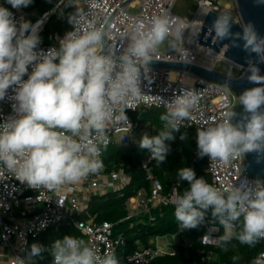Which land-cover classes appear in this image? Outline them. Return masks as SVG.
<instances>
[{
    "label": "clouds",
    "instance_id": "1",
    "mask_svg": "<svg viewBox=\"0 0 264 264\" xmlns=\"http://www.w3.org/2000/svg\"><path fill=\"white\" fill-rule=\"evenodd\" d=\"M5 2L19 10L33 0ZM255 3L264 6V0ZM67 21L73 29L59 39L58 47L45 50L40 47L42 22L23 21L18 26L14 14L0 5V101H12L14 113L0 123V165L32 188L54 190L75 184L102 168L95 141L104 139L109 123L128 120L122 106L140 98L142 69L144 73L149 71L158 46L173 33L181 38V29L174 30L168 16H154L146 25H134L130 32L123 33L127 46L117 58L99 51L107 35L102 28L83 16H69ZM232 26L230 13H222L213 20L208 35L213 44L229 40L232 47H242L249 57L247 79L259 86L239 95L244 115L238 122H233L236 113L232 110L215 126L196 130L198 157L207 156L224 164L247 153L264 155V75L251 59L254 53L264 62V36L252 22L245 23L237 33L232 32ZM201 30L197 26L192 36L198 37ZM159 100L166 108L160 115L163 128L156 136L144 134L139 142L157 165L165 162L170 152L166 142L173 141L183 121L191 119L200 95L185 89L171 100ZM185 138L182 134L181 139ZM177 175L189 185L182 195L173 198L181 232L198 228L211 210L225 228L221 237L224 243L233 236L249 246L264 239V182L245 177L222 191L203 177L197 178L192 168L182 167ZM241 218V230L234 232ZM43 251V246L34 243L28 258L17 257L14 264H29L30 257ZM48 251L52 264H119L114 254L101 257L85 240L72 235L55 240Z\"/></svg>",
    "mask_w": 264,
    "mask_h": 264
},
{
    "label": "built area",
    "instance_id": "2",
    "mask_svg": "<svg viewBox=\"0 0 264 264\" xmlns=\"http://www.w3.org/2000/svg\"><path fill=\"white\" fill-rule=\"evenodd\" d=\"M123 1L59 0L54 9L44 12L35 20L26 17L25 7L19 10L13 9L5 0H0V5L7 7L14 14L18 26L23 21H29L32 24L41 21L39 35L42 38V44L40 47L47 50L58 47L59 39L67 31L73 29V26L67 21L69 16L78 18L83 16L85 21L103 29L114 8ZM195 1L197 8L191 12L192 17L188 18L173 12L176 0H127L117 7L105 27L107 34L105 49L119 57L127 46L123 33L130 32L134 25H146L154 16L166 15L172 21L174 30L175 28L181 29V38L177 39L174 33L170 35L167 50L165 52L156 50L152 59L187 62L211 70H215L213 65L217 60L223 59L229 66V72L224 74L228 75L232 70H237L238 74H231V76H238L245 68L224 55L225 46L220 52L211 51L209 47L192 36V32L197 26L202 27L210 11L219 14L230 13L232 20L242 23L236 0L234 4H227L224 7L220 0ZM64 2L68 3L70 10L59 15L63 28L49 33L47 39H44L42 34L47 20ZM135 6L138 7V10L131 11V8ZM173 44L175 47L172 46ZM101 52L107 54L105 51ZM199 53L206 56L212 63L208 64L199 59ZM172 71L176 72L175 78L171 77ZM142 74L143 86L140 98L132 99L127 105L122 106L128 120L109 123L104 139L95 141L100 148V160L105 148L114 143V135L122 133L119 143L122 146L131 144L128 137L137 125L133 114L144 106L165 108L160 103V97L171 100L185 89L195 90L200 95L199 103L193 109L191 119L183 121L180 131L176 132L177 134L184 128L195 127L198 129L215 126L226 118V113L234 103V96L229 89L183 69L150 66L146 73L142 69ZM11 94L10 89L9 95ZM11 105L12 101L7 98L0 101V123H3L4 118L14 114ZM119 114L120 107H117L116 115ZM194 142L197 153L196 136ZM204 158L206 159L205 170L210 177L207 178L205 175H200V177L219 190L223 191L229 186L239 184L240 180L245 177L249 181L257 180L242 173L240 158L232 160L228 164L209 160L207 156ZM153 160L148 155L140 162V168L146 172L151 186L149 188L141 186L135 195L129 197L126 202L129 213L125 219L134 218L130 223V228H135L137 224L143 223L144 216L148 217V222L154 223L156 217L152 213L153 208L162 204L174 205V196L182 195L187 190L184 189L180 192V181H177L168 194H163V186L152 172L151 163ZM129 181L130 175L124 166L111 169L103 166L98 172L89 174L75 184H66L54 190L43 186L32 188L27 183H21L5 166L0 165V264H14L17 257L28 258L32 244L36 243L42 246L40 240L45 234L56 233L63 226L77 230L80 234L75 237L85 240L94 247L97 255L103 257L107 254H114L119 264H152L153 260L161 256L175 254L176 244L180 241V235L177 233L170 235L172 240H164L167 235L156 236L155 244H144L141 248L137 247L130 251L126 234L122 231L116 232L115 222H95L91 218H82L86 214L94 194L102 195L108 191H114L120 192V195L124 196V187ZM201 225L205 228V232L201 236L202 248H198L197 253L203 260L209 261L215 257V248L221 244L225 228L220 223H212L209 213L206 214L205 221ZM235 228L236 226L233 231ZM135 232L137 234L139 230ZM39 257L40 255L30 257L29 264H37ZM47 264H52L51 256ZM253 264H264V250L257 254Z\"/></svg>",
    "mask_w": 264,
    "mask_h": 264
},
{
    "label": "trees",
    "instance_id": "3",
    "mask_svg": "<svg viewBox=\"0 0 264 264\" xmlns=\"http://www.w3.org/2000/svg\"><path fill=\"white\" fill-rule=\"evenodd\" d=\"M59 0H33V3L25 7V15L32 20L38 19L44 12L54 9ZM70 7L67 2H64L53 13L45 24V29L42 34L44 39H47L49 33L62 29V24L59 19L60 14L69 12ZM241 73H239L240 75ZM166 111L165 108L157 106H144L139 111L133 114V118L137 122L138 127L143 120L155 128L153 136L159 134L162 130L163 124L160 121V115ZM142 118V119H141ZM195 127L184 128L179 134L174 133L175 139L168 141L170 145V152L163 164L157 165L153 160L151 163L152 172L154 176L161 182L163 186V194H168L173 184L180 181L179 191L188 189L187 181L179 179L177 173L182 167L192 168L197 178L200 175H205L209 178L205 170L206 159L199 158L196 153V144L194 137L196 136ZM186 134L185 139H181V135ZM113 144V143H112ZM112 144L107 146L105 150L112 148ZM113 149V148H112ZM109 151V150H108ZM150 155L147 149H141L139 142L130 144L129 146H122V148L114 149L110 154L102 156L103 166L108 169L118 166H124L127 173L130 175L129 183L124 187V196L120 192L108 191L105 194H94L92 200L89 202L86 214L82 218H91L95 222L113 221L120 231L126 233L132 231V238L128 239V249L134 250L137 248L135 242L136 238H147L149 235L165 236L172 234H179L180 241L176 244L175 254H167L157 258L156 262L160 264H253L257 254L264 250V240L260 239L255 245L249 246L241 244L235 236L215 248V257L212 260H203L197 253L198 248H202L201 236L205 232V228L200 225L196 229L184 230L181 232L178 222L174 216L175 206L172 204H162L153 208L152 213L156 220L154 223L149 222L137 224L136 227L130 228V223L134 218L125 219L128 216L129 210L127 208V200L134 196L138 188L146 186L149 188L151 182L147 179L146 172L140 168L141 160ZM102 166V167H103ZM209 216L212 223H219V221L211 215ZM148 218V217H147ZM242 227L241 221L236 222L234 232H239ZM122 229V230H121ZM136 230L139 233L135 234ZM223 234V231H222ZM148 241V240H147ZM147 241L145 243L147 245Z\"/></svg>",
    "mask_w": 264,
    "mask_h": 264
},
{
    "label": "water",
    "instance_id": "4",
    "mask_svg": "<svg viewBox=\"0 0 264 264\" xmlns=\"http://www.w3.org/2000/svg\"><path fill=\"white\" fill-rule=\"evenodd\" d=\"M127 0H124L122 3L117 5L113 12L111 13L110 17L108 18L106 24L103 27V30L105 31V27L108 24L109 20L111 19L112 15L114 14L117 7L125 3ZM239 13L242 19V23L236 22L232 20L233 26H232V32L237 33L241 32L243 26L247 22H252L255 26L257 31L261 36H264V6H258L255 3V0H236ZM220 15L217 12L210 11L207 14V17L201 27V31L199 33V36L195 39L200 41L202 44L209 47V50L220 52L222 48L225 46L224 55L241 65L244 66V71L238 75V76H231V81H228V75L218 72L216 70H211L205 67H200L197 65H193L187 62H177V61H168V60H157L152 59L150 66H157V67H165V68H177V69H183L189 72H192L202 78H205L217 85H220L222 87H225L229 89L233 96H234V103L229 108V111H234L236 113V116L233 119V122H238L242 116L244 115L243 106L238 104V97L241 95L246 89H250L259 85L250 83L247 79V76L249 73H247V59L248 53H246L242 47H232L231 41L224 40V41H218L217 43H212V36L208 35V28L211 26L213 20ZM214 35V33L212 34ZM239 43H243L242 41ZM229 45V47H228ZM100 51H105L107 54L112 55L110 52H108L105 49V40L103 44V49ZM114 57H117L113 55ZM118 58V57H117ZM251 59H253L257 66L260 68V74L264 75V62H260L259 58L256 56V54H252ZM228 82V84L226 83ZM264 108V106H262ZM241 159V168L242 173L245 176H249L252 178H255L257 180H260L264 182V155L258 154L256 152L247 153L244 156L240 157Z\"/></svg>",
    "mask_w": 264,
    "mask_h": 264
},
{
    "label": "rangeland",
    "instance_id": "5",
    "mask_svg": "<svg viewBox=\"0 0 264 264\" xmlns=\"http://www.w3.org/2000/svg\"><path fill=\"white\" fill-rule=\"evenodd\" d=\"M235 0H220L221 5L224 7L227 4H234ZM197 8V2L195 0H176L174 6H173V12L176 13L179 16L182 17H188L191 18L192 14L191 12L194 11ZM138 10V7H132L131 11L135 12ZM168 48V39L161 45L158 46L157 50H160L162 52H165ZM199 59L203 60L204 62L211 64L212 62L206 57L203 56L202 53H199ZM214 69L221 73H227L229 72V66L228 64L223 60H217L215 64L213 65ZM232 75H237V70H232L230 72ZM142 119V118H141ZM153 133H155V128L152 127L149 123L143 120V123H141L138 127L133 129L130 133V136L128 137L132 144H136L140 142L144 134H147L149 137L153 136ZM122 133L114 135V143L112 144V148L105 150V155L110 154L114 149L122 148V145L119 144L121 142ZM148 224L147 216H144V222ZM150 225V224H148ZM122 230V229H121ZM116 232H120V229L116 227ZM132 231L126 232V236L128 239L132 238L133 233ZM80 233L75 230L72 227L63 226L60 231L54 233L49 232L45 234L42 239L40 240L44 251L40 254V257L37 260V264H47L48 260L50 258V254L48 249H50L52 243L57 239H63L65 235H72V236H78ZM172 240V237L170 235H167L164 240ZM145 240L147 241V245L155 244L157 242V238L154 235H149L147 238H136L135 242L137 244V247L141 248L145 243ZM157 259L152 261V264H160L156 262Z\"/></svg>",
    "mask_w": 264,
    "mask_h": 264
},
{
    "label": "bare ground",
    "instance_id": "6",
    "mask_svg": "<svg viewBox=\"0 0 264 264\" xmlns=\"http://www.w3.org/2000/svg\"><path fill=\"white\" fill-rule=\"evenodd\" d=\"M175 76H176V72H175V71H172V72H171V77H172V78H175Z\"/></svg>",
    "mask_w": 264,
    "mask_h": 264
}]
</instances>
